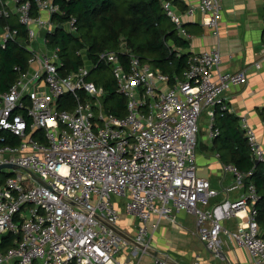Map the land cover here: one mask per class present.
I'll use <instances>...</instances> for the list:
<instances>
[{
	"label": "built area",
	"instance_id": "2783aa9c",
	"mask_svg": "<svg viewBox=\"0 0 264 264\" xmlns=\"http://www.w3.org/2000/svg\"><path fill=\"white\" fill-rule=\"evenodd\" d=\"M160 1L187 36L172 0ZM198 1L219 35L221 0ZM56 15H63L56 0H0V45L21 42L20 29L2 23L16 17L26 29L22 46L30 57L29 70L0 93V167H16L4 168L10 173L0 184V264H140L138 256L146 252L113 229L123 213L138 219L133 239L142 246L152 247L162 219L177 226L178 214L187 213L195 216L199 240L211 254L221 256L224 237L248 251L249 264H264L261 197L250 181L255 171L221 162L243 192L218 202L219 190L196 165L201 115L209 114V137L217 138V113L235 114L224 94L247 84L246 73H216L222 56L212 50L192 54L187 70L170 84V76L128 50L103 51L98 63L110 66L125 100L126 114L117 117L103 105L105 89L89 79L96 65L87 49L77 52L82 67L61 73V50L47 38L61 26ZM64 28L76 32L77 21L71 18ZM70 94L73 108H60L59 100ZM239 119L253 161L264 162L256 130L245 116ZM37 132L42 139L33 136ZM3 133L20 144L5 143ZM228 220L236 227H227ZM154 264L168 263L155 258Z\"/></svg>",
	"mask_w": 264,
	"mask_h": 264
},
{
	"label": "trees",
	"instance_id": "16d2710c",
	"mask_svg": "<svg viewBox=\"0 0 264 264\" xmlns=\"http://www.w3.org/2000/svg\"><path fill=\"white\" fill-rule=\"evenodd\" d=\"M56 2L63 15H56L54 20L61 26L47 38L51 48L59 47L61 50V73L69 75L82 67L84 60L77 52L87 49L88 58L96 65L89 79L105 89L103 105L117 117L126 114L125 100L117 93L114 76L108 77L106 73L108 69L111 71L110 66L98 63V56L103 51L128 50L130 54L140 56L154 69L170 76V84L174 83L176 75L181 76L187 70L192 55L187 52L189 42L178 34L174 23L166 17L160 0ZM71 18L77 21V30L74 33L67 32L64 28ZM13 27L20 29L21 42H11L6 47L0 45V93L6 92L22 73L29 70V53L22 46L26 41V29L21 24H13ZM80 96L83 100L88 98L84 93H80ZM74 102L75 98L70 94L60 99L58 106L71 110ZM218 116L217 127L220 135L213 139L212 150L220 154L223 164L232 163L242 172L255 171L250 181L255 184L261 197L257 203V221L261 227V237L264 238V162L256 164L253 161L240 119L235 114L228 113L223 116L218 113ZM3 135L7 137L5 143L20 144L21 139L9 133ZM33 136L42 139L41 133L37 132Z\"/></svg>",
	"mask_w": 264,
	"mask_h": 264
},
{
	"label": "crops",
	"instance_id": "0c3cea01",
	"mask_svg": "<svg viewBox=\"0 0 264 264\" xmlns=\"http://www.w3.org/2000/svg\"><path fill=\"white\" fill-rule=\"evenodd\" d=\"M172 2L184 22L187 36H181L189 42L187 52L200 54L212 50L220 51L222 61L216 73L240 71L246 73L248 83L228 90L224 98L235 108L237 118L245 116L249 120L264 148V54L261 50L264 45V0H221L223 11L219 35L214 34L208 25L207 16L197 9L198 0H172ZM192 6L196 10L190 14L188 11ZM2 23H9L12 26L20 24L16 17L4 19ZM257 64L260 66L257 67ZM181 76L176 75L175 80ZM203 115L205 116L203 120L210 127L209 114L204 112ZM218 119L217 113V123ZM198 136L200 138L197 152L199 148L204 157L201 163L210 167L209 174L213 176L210 178L211 183L220 192L215 201H224L227 197L230 200L237 199L243 191L236 188L231 175H225L222 171L221 161L216 157L218 153L212 150L213 140L207 135V131L203 135L202 129H199ZM3 175L0 184L4 183L6 178L5 173ZM177 222L178 225L174 226L162 219L160 228L151 237L152 247L171 260L168 264H249L251 262L248 251L229 238H221V256L211 254L199 240L195 216L179 213ZM118 224L123 233L132 238L136 236L138 219L123 213ZM225 225L235 228L237 222L228 220ZM138 261L140 264H154L155 257L141 253Z\"/></svg>",
	"mask_w": 264,
	"mask_h": 264
},
{
	"label": "rangeland",
	"instance_id": "374dc122",
	"mask_svg": "<svg viewBox=\"0 0 264 264\" xmlns=\"http://www.w3.org/2000/svg\"><path fill=\"white\" fill-rule=\"evenodd\" d=\"M106 73L108 74V77L109 76H112L113 77V75H112V72L108 69L107 71H106ZM96 75H97V72H96ZM45 84V83H44ZM203 115V114H202ZM205 118V116L203 115V116H201L200 117V122H199V126H200V130L202 129V131H203V135H205L206 134V131H207V135H209V132H210V127L206 124L207 122H205L203 119ZM199 137V136H198ZM200 138V137H199ZM197 160H196V165H197V172H198V174H199V176H202V177H204L205 176V178H207V179H209L210 180V178L211 177H213L212 176V174H209V169H210V167H206V166H203L204 165V163H201L202 162V158H204L203 157V154H201V151H200V149L198 148V152H197ZM4 173H10V171H8V170H4L3 172H1L0 173V178H4ZM121 221V220H120ZM119 225V224H118ZM120 226V225H119Z\"/></svg>",
	"mask_w": 264,
	"mask_h": 264
},
{
	"label": "water",
	"instance_id": "95a60500",
	"mask_svg": "<svg viewBox=\"0 0 264 264\" xmlns=\"http://www.w3.org/2000/svg\"><path fill=\"white\" fill-rule=\"evenodd\" d=\"M4 168H12L15 169V166L12 165H4L0 167V171L4 170ZM41 184H45L41 179H38ZM113 229L125 240L130 242L133 246H135L139 251H145L146 253L150 254L151 256L158 258V259H163L167 263H170L171 260L167 258L166 256H163L161 253L156 251L153 247H145L144 245H140L138 242H136L132 237L128 236L127 234L123 233L119 227H113Z\"/></svg>",
	"mask_w": 264,
	"mask_h": 264
}]
</instances>
